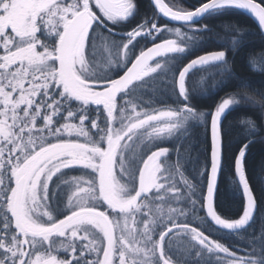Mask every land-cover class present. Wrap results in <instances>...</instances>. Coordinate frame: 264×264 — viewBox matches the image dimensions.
Here are the masks:
<instances>
[{"label":"snow or ice","instance_id":"6c2138e0","mask_svg":"<svg viewBox=\"0 0 264 264\" xmlns=\"http://www.w3.org/2000/svg\"><path fill=\"white\" fill-rule=\"evenodd\" d=\"M153 4L157 17L184 23L190 31L170 29L151 17L125 33L126 43H116L113 26L136 13V0H0V264H183L185 244L201 248L198 256L214 255L224 264H260V257H242L188 222L180 202L190 200L193 185L178 166L168 164L167 149L141 159L134 187L125 152L141 139L174 135L200 118L203 114L189 102L191 92L215 75L216 65L231 72L225 52L215 51L189 60L171 79L163 75L169 56L184 53L197 38L190 33L207 28L189 22L236 7L258 17L264 30V0H206L192 9L164 0ZM142 36L151 47L133 39ZM130 60L125 75L111 78L113 67ZM249 64L253 72L264 69V50L252 53ZM155 81L169 84L184 103H138L135 93ZM121 93L125 96L118 100ZM241 102L264 110V93H229L210 122L207 213L227 229L245 225L253 213L254 196L243 169L247 145L236 164L247 194L243 219L226 222L213 208L219 124L223 113ZM90 106H96L94 117ZM240 122L255 127L250 118ZM61 190L64 217L57 219L54 193Z\"/></svg>","mask_w":264,"mask_h":264},{"label":"trees","instance_id":"16d2710c","mask_svg":"<svg viewBox=\"0 0 264 264\" xmlns=\"http://www.w3.org/2000/svg\"><path fill=\"white\" fill-rule=\"evenodd\" d=\"M164 2L192 9L206 3V0H164ZM136 5L137 11L132 17L122 24L113 26L116 32L112 39L116 43H126L128 35L125 33L130 35L142 20L157 17L150 0H136ZM148 22L150 23L151 20L149 19ZM157 22L167 25L170 29L179 28L183 32L190 31L188 26L171 25L159 16ZM204 25H207V28L190 33L197 38L184 53L169 56L168 70L163 75L171 79L173 75H178L189 60L205 52L215 51L225 52V62L231 65V72H221L223 65H216L215 75L209 76L202 87H197L191 92L189 102L198 113L203 114L200 118L189 120L174 135L150 143L145 141L140 150L136 144L131 150L125 152L129 172L133 175L130 187H134V174L140 166L141 159L156 149H167L168 164L178 166L179 171L193 185L190 200L197 202L195 206L189 199L180 202V206L188 211L186 217L188 222L210 237L212 241L228 247L242 257L245 253L260 257V264H264V110L259 106H252L246 102L235 103L221 117L219 131L222 139V173L214 200L216 213L221 219L231 223L242 219L245 213V202L236 180L235 165L240 151L247 145L243 169L246 182L257 205L254 221L242 232L225 233L213 227L204 212L213 147L210 124L212 114L222 98L229 93H235L240 89H247L257 96L264 93V69L253 72L249 64V56L252 53L264 50V37L248 16L234 9L213 11L201 22L191 26L200 29ZM170 38L175 37L170 35ZM133 39L137 40L141 46H152V41L147 36ZM139 50V47L135 49L137 53ZM131 62L134 61L130 60L126 64L113 67L109 73L111 78L118 79L125 75ZM152 63L154 64L155 61ZM194 79L198 80L199 75ZM214 81L218 82L214 84ZM124 96V93L119 94L118 100ZM133 98L146 106L148 101L159 107H174L184 103L171 90L170 85L163 81L147 83L135 93ZM77 103L73 101L74 106ZM105 111L102 107L99 109L101 119L106 115ZM90 115L93 117L96 115V106H90ZM249 118L254 121V128L240 122L242 119ZM55 183L54 178L53 187ZM54 202L57 206L56 218L62 219L64 217L63 190L54 193ZM184 248L186 256H181L183 264H224L222 259H217L214 255L205 253L198 256L197 253L203 250L195 244H185Z\"/></svg>","mask_w":264,"mask_h":264},{"label":"water","instance_id":"95a60500","mask_svg":"<svg viewBox=\"0 0 264 264\" xmlns=\"http://www.w3.org/2000/svg\"><path fill=\"white\" fill-rule=\"evenodd\" d=\"M154 10L156 11V8L153 4V0H150ZM223 9H234V10H237L243 14H245L246 16H248L252 21L253 23L256 25V27L258 28V30L260 31V33L263 35L264 37V30H262V25L260 24L259 20H258V17H256L253 13H251L250 11L248 10H245V9H239V8H236V7H226V8H223ZM221 10V9H220ZM213 11H217V10H213ZM213 11H210L206 14H203L201 16H198V17H194L193 20L190 23V25H195V24H198L199 22H201L204 17L206 15H208L209 13L213 12ZM162 20H164L165 22L171 24V25H176V26H180V25H183V26H187L186 24L184 23H181V22H174L172 21L171 19L169 18H165L163 16H159ZM225 113V112H224ZM223 113V114H224ZM223 116V115H222ZM221 137V135H220ZM212 151H213V147H212ZM222 156H223V153H222V139H221V156H220V163L218 165V177H217V183L216 185L214 186L213 188V208H214V211L216 212L215 210V206H214V200H215V194H216V190L218 188V185H219V181H220V177H221V173H222ZM212 157H211V165H210V170H209V174H208V181H207V189H208V186L210 184V180H211V167H212ZM237 164V162H236ZM235 176H236V180H237V183L239 185V188H240V191L242 193V196H243V199H244V202H245V212L247 211V194L245 193L244 189H243V182H241L239 180V175H238V172H237V168H236V165H235ZM207 189H206V194H205V199H204V212H205V215H206V218L207 220L210 222V224L215 227L216 229L222 231V232H225V233H238V232H242L244 230H246L251 224L252 222L254 221V218L256 216V213H257V205H256V202L255 200L253 201V213L250 217V219L246 222L245 225L243 226H239L235 229H227L225 227H223L222 225H218L216 224V222L212 219L211 216L208 215L207 213V201H206V196H207ZM252 193V192H251ZM217 214V213H216ZM244 216V215H243ZM243 219V217H242Z\"/></svg>","mask_w":264,"mask_h":264},{"label":"rangeland","instance_id":"374dc122","mask_svg":"<svg viewBox=\"0 0 264 264\" xmlns=\"http://www.w3.org/2000/svg\"><path fill=\"white\" fill-rule=\"evenodd\" d=\"M230 107H231V106H230ZM230 107H229V108H230ZM227 110H228V109H227ZM227 110H226V111H227ZM226 111H225V112H226ZM105 112H106V111H105ZM166 137H167V136H166ZM162 138H164V137H161L160 139H162ZM160 139H157V140H154V141H158V140H160ZM144 142H145V141H144L143 139H141L140 142H139V141L137 142V146H136V147H139L138 150L142 149L141 147H143ZM146 142H147V143H148V142L150 143V142H153V141H146ZM139 144H140V145H139ZM136 151H137V150H136Z\"/></svg>","mask_w":264,"mask_h":264}]
</instances>
